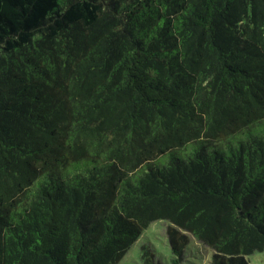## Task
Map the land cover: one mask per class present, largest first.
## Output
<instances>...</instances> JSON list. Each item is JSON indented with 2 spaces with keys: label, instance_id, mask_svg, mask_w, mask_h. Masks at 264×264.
Wrapping results in <instances>:
<instances>
[{
  "label": "trees",
  "instance_id": "trees-1",
  "mask_svg": "<svg viewBox=\"0 0 264 264\" xmlns=\"http://www.w3.org/2000/svg\"><path fill=\"white\" fill-rule=\"evenodd\" d=\"M261 121L264 0H0V264H250Z\"/></svg>",
  "mask_w": 264,
  "mask_h": 264
},
{
  "label": "rangeland",
  "instance_id": "rangeland-1",
  "mask_svg": "<svg viewBox=\"0 0 264 264\" xmlns=\"http://www.w3.org/2000/svg\"><path fill=\"white\" fill-rule=\"evenodd\" d=\"M253 127V131L264 132V121H261ZM249 131L245 130L243 133H238L239 137L248 135ZM226 151H231V142H223ZM193 147V144H191ZM161 162L165 161L164 157H160ZM168 224L169 222L158 220L153 222L147 228L142 236L134 243L128 252L124 255L118 264H157L163 262L170 264L171 255H174L171 250L170 240L168 238ZM191 243H188L185 251L183 252L180 264H209L211 260L212 250L191 236ZM146 246L150 252V262L142 258L143 247ZM250 264H264V251L256 252L249 256Z\"/></svg>",
  "mask_w": 264,
  "mask_h": 264
}]
</instances>
